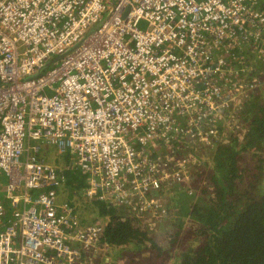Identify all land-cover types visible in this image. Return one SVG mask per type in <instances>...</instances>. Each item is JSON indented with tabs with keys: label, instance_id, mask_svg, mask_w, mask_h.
Here are the masks:
<instances>
[{
	"label": "built area",
	"instance_id": "obj_1",
	"mask_svg": "<svg viewBox=\"0 0 264 264\" xmlns=\"http://www.w3.org/2000/svg\"><path fill=\"white\" fill-rule=\"evenodd\" d=\"M262 3L0 0V264H76L102 230L55 203L40 141L90 174L87 197L164 212L243 87L233 49L262 50Z\"/></svg>",
	"mask_w": 264,
	"mask_h": 264
},
{
	"label": "trees",
	"instance_id": "obj_2",
	"mask_svg": "<svg viewBox=\"0 0 264 264\" xmlns=\"http://www.w3.org/2000/svg\"><path fill=\"white\" fill-rule=\"evenodd\" d=\"M259 1L264 8V0ZM234 53L238 61L233 66L243 87L232 96H243L238 114L242 125L225 140L200 149L199 164L181 190L182 201L170 210L177 212V220L174 215L168 219L174 227V243L167 252L173 256L171 264H264V68L252 63L250 46L234 48ZM128 207L97 204V216L104 221L98 242L123 254L154 247L148 246L154 241L143 215ZM146 264H155L153 258Z\"/></svg>",
	"mask_w": 264,
	"mask_h": 264
},
{
	"label": "rangeland",
	"instance_id": "obj_3",
	"mask_svg": "<svg viewBox=\"0 0 264 264\" xmlns=\"http://www.w3.org/2000/svg\"><path fill=\"white\" fill-rule=\"evenodd\" d=\"M145 23H141L140 26H144ZM264 43V41L262 42ZM264 46V45H263ZM263 46L261 47L262 50L254 49L252 58V63L258 62L260 66L263 65L264 68V49ZM241 57V55H239ZM263 61V62H260ZM242 62V61H241ZM257 65L256 67H259ZM262 68V67H260ZM257 76H254L256 78ZM247 80H249L252 77H246ZM243 96L238 95L234 96L232 99V109H228V113L221 125V128L219 130V138L218 141H223L226 139V134L232 133L234 131H238L239 127L242 125V121L239 118L240 114V100ZM231 109V110H230ZM201 148H198L197 152L200 155L202 152L200 151ZM40 152L46 159V161L55 167L59 166L62 163V159H67L65 162H68L69 168L66 170L67 175V181L66 179L64 182L59 183L54 186L55 189V203L57 205H60L64 202H68L70 205H72L74 212L77 213V217L79 219V222L82 225L88 224V223H96V224H102L101 217L97 216L96 208L97 204L101 202V204H104V206H108L110 204L108 199H98L96 198L97 195H91L90 197H87L83 193V188L86 186V184L89 181L90 174L82 169L76 166L75 161L72 159L71 161L68 160V158L62 154V151L59 149V147L50 142L46 141H40ZM205 152H208V150H205ZM206 155V154H204ZM199 157V156H198ZM200 161V158H199ZM62 169L66 168L61 167ZM6 183V177H3V185ZM85 183L84 186H82ZM188 185V182H185L182 185H175L167 190H165L163 193H160V201L163 205H165V213L160 211H153L154 214H145L143 216V222H145V225L147 226V232L151 236V239L154 241V243H149V247L154 245V247L149 249H143L142 251H139L136 254H132L128 251V253L123 254L122 251L119 249L114 254H111L110 247L108 245L106 246L105 243H99L97 242L93 243L89 248H99L101 246L102 249L99 248V250L89 252L87 248L86 252L84 254L89 256V260L87 261L88 264H103L104 261L101 260H110L109 262L111 264H141L140 261H144L143 263L146 264V261H150L153 258V262L155 264H171L169 259H172V254H168V251H171L170 245L174 243V235L173 230L174 227L170 223V219L172 215H174V220H177L176 215L177 212H173V214L170 212V210H177V206H179V203L182 201L183 196L182 189L186 188ZM182 186V187H180ZM4 189L0 190V193L3 192ZM9 200H5V204L7 205L8 209H11L9 205ZM170 205V207H169ZM121 207H128L127 204H120ZM119 207V206H116ZM187 240H182L181 243L186 242ZM104 246V247H102ZM164 247L167 249L165 250ZM154 248V249H153ZM174 250L179 251L180 248L174 247ZM117 254V255H116ZM108 257V258H106ZM110 257V258H109ZM84 258V257H83ZM79 260L76 264H84V259ZM95 258V259H94Z\"/></svg>",
	"mask_w": 264,
	"mask_h": 264
},
{
	"label": "crops",
	"instance_id": "obj_4",
	"mask_svg": "<svg viewBox=\"0 0 264 264\" xmlns=\"http://www.w3.org/2000/svg\"><path fill=\"white\" fill-rule=\"evenodd\" d=\"M39 147H40V142H39ZM40 152V151H39ZM40 154H41V152H40ZM62 154L63 155H65L66 156V154L65 153H63L62 152ZM42 155V154H41ZM42 157L44 158V156L42 155ZM44 160L46 161V159L44 158ZM67 159L65 158V159H62V163L59 165V166H57V167H59V168H61V167H66V168H69L70 166H68V162H65ZM68 160H72V158H68ZM47 162V161H46ZM48 163V162H47ZM50 164V163H49ZM50 165H52V164H50ZM53 167H55L54 165H52ZM63 175H64V178H63V182H64V180H65V171L62 173ZM66 180H67V176H66ZM86 196V195H85ZM7 198H5L3 201H4V204H5V200H6ZM9 205H10V207H11V209H8V207H7V205L5 204V207H6V210H7V212L8 213H10V211L11 210H13V208H14V206L13 205H11V203H10V200H9ZM20 206V205H19ZM76 215H77V213H76ZM101 222L103 223L104 221H103V219H101ZM78 223H79V225L80 226H82V227H85V226H88V225H93V224H96V223H94V222H92V223H88V224H85V225H82L80 222H79V219H78ZM101 224V223H100ZM97 244H98V241H97ZM98 245H100V244H98ZM102 247H104V246H102ZM99 248L100 249H102L101 248V246H99ZM99 248H96V247H94V248H89L88 249V251L89 252H93V251H96V250H99ZM113 250V249H112ZM117 252V250H113V251H111V254H114L115 255V253ZM84 254H85V251L84 250H82L81 251V259L83 258L84 259V264H88L87 263V261L89 260V256H87V255H85L84 256ZM106 258H108V257H106ZM110 258V257H109ZM95 259V258H94ZM101 259H103V258H101ZM107 260V259H106ZM108 261H110L109 259H108Z\"/></svg>",
	"mask_w": 264,
	"mask_h": 264
},
{
	"label": "clouds",
	"instance_id": "obj_5",
	"mask_svg": "<svg viewBox=\"0 0 264 264\" xmlns=\"http://www.w3.org/2000/svg\"><path fill=\"white\" fill-rule=\"evenodd\" d=\"M39 151H40V147H39ZM39 154H40V152H39ZM41 155V154H40ZM42 156V155H41ZM46 162V161H45ZM49 164V163H48ZM69 166V165H68ZM55 168H59V167H55ZM60 170H61V172L63 173L64 172V170L65 169H67V168H64V169H62V168H59ZM65 179H66V175H65ZM63 182V181H62ZM61 182V183H62ZM68 203V202H67ZM69 204V203H68ZM72 206V205H71ZM73 208V207H72ZM74 210V209H73ZM76 214V213H75ZM77 216V215H76ZM77 219H78V217H77ZM101 226H102V224H100ZM99 238V237H98ZM106 246H107V244H106Z\"/></svg>",
	"mask_w": 264,
	"mask_h": 264
},
{
	"label": "water",
	"instance_id": "obj_6",
	"mask_svg": "<svg viewBox=\"0 0 264 264\" xmlns=\"http://www.w3.org/2000/svg\"><path fill=\"white\" fill-rule=\"evenodd\" d=\"M56 58H57V57L51 59V60L49 61V63L52 62L53 60H55ZM49 63H48V64H49ZM48 64H46V66H47Z\"/></svg>",
	"mask_w": 264,
	"mask_h": 264
}]
</instances>
